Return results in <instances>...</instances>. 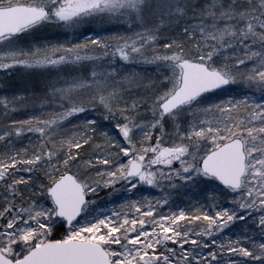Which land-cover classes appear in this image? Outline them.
<instances>
[{
  "label": "snow or ice",
  "instance_id": "obj_1",
  "mask_svg": "<svg viewBox=\"0 0 264 264\" xmlns=\"http://www.w3.org/2000/svg\"><path fill=\"white\" fill-rule=\"evenodd\" d=\"M0 264H264V0H0Z\"/></svg>",
  "mask_w": 264,
  "mask_h": 264
},
{
  "label": "trees",
  "instance_id": "obj_2",
  "mask_svg": "<svg viewBox=\"0 0 264 264\" xmlns=\"http://www.w3.org/2000/svg\"><path fill=\"white\" fill-rule=\"evenodd\" d=\"M100 25L99 23L96 24L95 22L93 23H89V24H86L84 25L82 28H81V32H84V29L87 28V29H91V31L93 33H96L98 32V29H99ZM104 27H106L109 31H116L117 29L116 28H113L111 27L110 25H104ZM64 30L62 29H59V28H45V29H42L41 30V37L42 39H50V40H64L66 38H69L71 37L72 33L71 32H68L67 36L65 35H57V33H60ZM85 34H87L85 32ZM83 37H81L82 39ZM140 67V70L141 71H144V72H152L153 69L150 67V66H147V65H142V66H139ZM94 115V114H93ZM15 118H23V114H16V117ZM151 195H160V192L159 190H153L151 193ZM100 197L101 199H104L105 197V193L104 192H101L100 194ZM203 194H195V193H192V192H177L175 194V200H176V203L179 205V206H185L186 204L187 205H191L192 201L193 200H200L201 203H203V201L201 200V196ZM117 196H121V199H123L124 197H122L121 194H117ZM189 197H191V199H189ZM117 201H121L120 199H116L115 197H113V203H117ZM112 204H106V205H101V207H111Z\"/></svg>",
  "mask_w": 264,
  "mask_h": 264
},
{
  "label": "rangeland",
  "instance_id": "obj_3",
  "mask_svg": "<svg viewBox=\"0 0 264 264\" xmlns=\"http://www.w3.org/2000/svg\"><path fill=\"white\" fill-rule=\"evenodd\" d=\"M96 24H98V22H95ZM81 30V29H80ZM121 201H117L116 205L119 206Z\"/></svg>",
  "mask_w": 264,
  "mask_h": 264
}]
</instances>
